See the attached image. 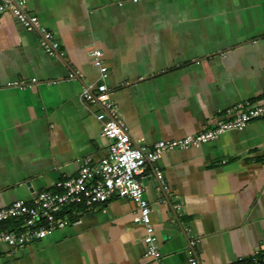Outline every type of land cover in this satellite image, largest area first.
<instances>
[{
	"label": "crops",
	"instance_id": "0c3cea01",
	"mask_svg": "<svg viewBox=\"0 0 264 264\" xmlns=\"http://www.w3.org/2000/svg\"><path fill=\"white\" fill-rule=\"evenodd\" d=\"M25 9L38 17L32 30L0 13V208L33 202L83 157L107 154L104 109L82 96L99 81L142 147L200 132L238 102L264 101V0H29ZM41 27L59 43L54 54L40 44ZM141 179L159 258L145 253L136 203L114 195L69 210L74 222L42 239L1 244L0 264H190L191 255L264 264V116L165 149Z\"/></svg>",
	"mask_w": 264,
	"mask_h": 264
},
{
	"label": "built area",
	"instance_id": "2783aa9c",
	"mask_svg": "<svg viewBox=\"0 0 264 264\" xmlns=\"http://www.w3.org/2000/svg\"><path fill=\"white\" fill-rule=\"evenodd\" d=\"M29 0H0V13L10 11L27 28L32 30L38 24V17L29 14L25 6ZM40 44L54 54L59 46L51 30L40 28ZM102 49L92 52L93 63L99 67L101 76L105 77L108 67L103 60ZM73 75V74H71ZM83 98L93 104H99L104 110L97 114L102 122L101 134L110 139L107 154L94 162L90 156L81 160L75 175H63L52 188L37 192L33 202L17 199L0 208V245L18 247L28 242L42 239L55 229L74 222L68 216L69 210L78 207L93 208L105 203L114 195L128 197L137 205L134 221L145 226L146 255L159 258L160 244L151 216V205L145 196L141 179L148 162H155L165 149L187 148L197 146L216 138L221 133L243 128L251 119L264 116V101L238 102L226 109V118L200 132L175 139L155 142L150 147L136 145L129 133L128 126L119 114L118 105L111 98L110 89L99 81L95 91L86 88ZM155 176L164 189H168L163 173L155 169ZM11 222L10 227H3ZM253 264H262L253 257ZM190 264H199L195 256H190Z\"/></svg>",
	"mask_w": 264,
	"mask_h": 264
}]
</instances>
